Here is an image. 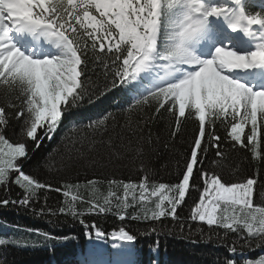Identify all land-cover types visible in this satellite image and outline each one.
Wrapping results in <instances>:
<instances>
[{
	"label": "snow or ice",
	"instance_id": "snow-or-ice-1",
	"mask_svg": "<svg viewBox=\"0 0 264 264\" xmlns=\"http://www.w3.org/2000/svg\"><path fill=\"white\" fill-rule=\"evenodd\" d=\"M261 4L253 11L249 0H0V189L9 194L14 184L21 190L18 198L0 199V206L36 217L70 216L89 239L104 240L106 233L83 216L178 222V209L196 191L189 219L208 231L189 227L184 238L198 233L201 240L219 241L229 254L224 264H264V171L225 179L226 172L241 174L234 164L241 151L264 169ZM117 92L123 104L71 122L38 165L98 176L56 187L25 173L31 154L67 116L100 108ZM161 124L165 148L193 126L174 183L159 182L150 167L161 143L152 128ZM9 128L16 129L14 142L6 136ZM129 165L138 182L105 175ZM49 191L63 196L55 209L48 206ZM177 226L184 233L185 225ZM11 228L12 235L0 238V250L57 239L39 229ZM110 239L120 242L112 246L118 249L112 264H135L130 257L137 237L120 227ZM252 252L260 254L247 255Z\"/></svg>",
	"mask_w": 264,
	"mask_h": 264
},
{
	"label": "trees",
	"instance_id": "trees-1",
	"mask_svg": "<svg viewBox=\"0 0 264 264\" xmlns=\"http://www.w3.org/2000/svg\"><path fill=\"white\" fill-rule=\"evenodd\" d=\"M261 6V0H249L250 10H260ZM117 103H124V98L119 92L114 96H110L100 108L89 106L87 109L80 110L83 113L81 116H67L56 135L51 140L45 139L40 147L31 154L30 159L24 165L23 170L25 173L34 175L37 179L47 181L56 187L60 186L64 181L73 184L77 182L83 183L87 179H92L94 175L98 176L99 173H93L92 170L85 171L77 168L63 172H50L46 168L38 167V165L48 157L49 153H52L53 149L57 148L60 144V137L66 130V126H69L71 122L77 119L83 120L85 117H95L104 109L111 110ZM192 127L191 124L188 126L184 136L168 141V148L163 146V141L168 140L163 125H157L152 128L153 133H158L161 140L157 154L152 157L150 162V167L156 171L159 182H176L174 177L176 162L180 160L182 155L186 154L191 140ZM219 134L221 136L225 134L223 128L219 129ZM6 136L14 142L17 138L16 129L9 128ZM53 156H55V153H53ZM211 158L212 153L210 152L209 160ZM234 164L241 174L237 175L233 172L229 175L226 172L225 179L242 180L247 176L255 175L258 170L264 171V169H260L256 161L250 162L246 159L243 151L234 154ZM105 175L116 179H131L137 182L140 178L136 167L132 165L127 168L108 169ZM20 191L14 184L11 185L9 194L0 189V199L9 198V196L13 199L18 198L17 193ZM198 195V192L191 191L189 196L186 197L185 204L178 209L180 217L178 222L165 219L160 224L159 222L144 221L142 219L132 220L127 217L124 221H121L114 213L86 214L83 216L82 218L86 224L91 225L95 222L96 226L106 233L104 240L89 239L85 235L86 229L84 226L70 216L36 217L26 209L0 206V224L3 226L0 229V238L12 235V225L39 229L57 238L37 247H8L6 250H0V261L6 259L7 264H88L89 261L97 260L104 262V264H112L117 259L116 253L118 251L112 246L120 242L111 240L110 233L113 230L124 227L130 234L137 237L131 246L133 251L130 257L135 261V264H224V260L229 254L226 247L221 246L219 241L201 240L198 233L193 235L191 239L184 238L188 234L189 227H191L193 233H196L197 228H202L205 233L208 231L207 225L193 222L189 219L191 207L198 200ZM62 200L63 196L61 193L47 192L49 207L55 209ZM42 204L43 196L36 206L39 207ZM131 211L129 209V212ZM178 223L185 225L184 233L179 231L178 226L173 227L174 224L178 225ZM153 226L158 228V232H151ZM169 229H171V232H169ZM94 231L92 230L93 237ZM34 239L36 238L34 237ZM38 239L43 241L42 237ZM192 241L196 242L193 243ZM259 254V252L247 253L253 258ZM236 259L239 260L240 257L237 256Z\"/></svg>",
	"mask_w": 264,
	"mask_h": 264
},
{
	"label": "rangeland",
	"instance_id": "rangeland-1",
	"mask_svg": "<svg viewBox=\"0 0 264 264\" xmlns=\"http://www.w3.org/2000/svg\"><path fill=\"white\" fill-rule=\"evenodd\" d=\"M3 228V226L0 224V229H2Z\"/></svg>",
	"mask_w": 264,
	"mask_h": 264
}]
</instances>
